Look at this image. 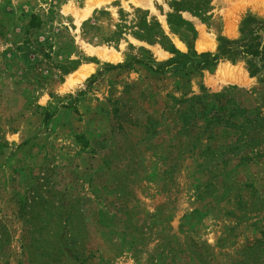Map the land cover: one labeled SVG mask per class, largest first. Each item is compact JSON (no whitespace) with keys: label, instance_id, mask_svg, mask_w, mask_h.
<instances>
[{"label":"rangeland","instance_id":"374dc122","mask_svg":"<svg viewBox=\"0 0 264 264\" xmlns=\"http://www.w3.org/2000/svg\"><path fill=\"white\" fill-rule=\"evenodd\" d=\"M87 1L0 0V264H264V125L225 124L264 119V59L167 68L112 34L145 12L187 53L173 0ZM211 7L181 12L197 54L264 21V0Z\"/></svg>","mask_w":264,"mask_h":264},{"label":"trees","instance_id":"16d2710c","mask_svg":"<svg viewBox=\"0 0 264 264\" xmlns=\"http://www.w3.org/2000/svg\"><path fill=\"white\" fill-rule=\"evenodd\" d=\"M212 0H178L172 1L170 7L172 13L166 15L167 24L171 31L178 35L186 44L187 53H181L171 43L169 38L163 33L160 24L152 18L147 20V13L136 11L135 21L133 25L128 27L121 13V23L116 25V31L112 34V38L119 39L126 31L131 30V35L138 40L145 41L149 44H158L164 51L172 55L167 61V68L178 65L190 66L195 71L203 69H214L219 62L228 61L235 64L241 59H264V21L253 18L248 15L240 23L239 33L241 38L229 40L224 37L218 39V46L214 53L203 52L197 54L194 50V42L197 37V32L194 26L187 20L183 19L181 12H188L191 15L200 18L202 21L211 10ZM144 16V17H143ZM143 53H148L146 50H141ZM249 60V61H250ZM137 63H144L136 60ZM250 66V74L254 75L258 71L252 62H248ZM149 67L150 64L146 63ZM114 68H122L120 64L110 66ZM160 71V70H158ZM163 72V71H162ZM236 113L241 115L242 122H226V125L234 129H240L243 126L254 124V126L262 127L264 119L251 120L249 116L244 114V110L236 108Z\"/></svg>","mask_w":264,"mask_h":264},{"label":"bare ground","instance_id":"6f19581e","mask_svg":"<svg viewBox=\"0 0 264 264\" xmlns=\"http://www.w3.org/2000/svg\"><path fill=\"white\" fill-rule=\"evenodd\" d=\"M99 1L100 0H88L87 1V10H90L93 6H95L96 4H98ZM143 1L144 0H132V2H134L135 4L141 3ZM84 13L88 14L89 12L88 11L86 12V10H85ZM164 27H165V24H164ZM227 29H228V31L229 30L232 31L231 26H228ZM196 48L199 51H201V50L204 49L203 46H202V44L199 41L196 42ZM89 52L90 53H93V54H96L97 57H99L101 60L114 61L116 59V57H115V55L113 53L107 52L105 50H96V51H89ZM90 70H91V67L90 66L80 67L73 75L70 76V78L68 80V84L70 85V84H72L75 81L82 80L83 78H85L89 74ZM220 72H221V70H220ZM222 74H223V72H222Z\"/></svg>","mask_w":264,"mask_h":264},{"label":"crops","instance_id":"0c3cea01","mask_svg":"<svg viewBox=\"0 0 264 264\" xmlns=\"http://www.w3.org/2000/svg\"><path fill=\"white\" fill-rule=\"evenodd\" d=\"M230 26H231V25H230ZM231 29H233L232 26H231Z\"/></svg>","mask_w":264,"mask_h":264}]
</instances>
